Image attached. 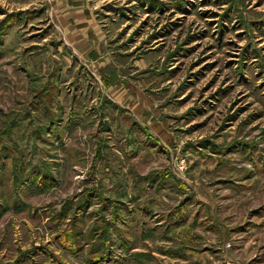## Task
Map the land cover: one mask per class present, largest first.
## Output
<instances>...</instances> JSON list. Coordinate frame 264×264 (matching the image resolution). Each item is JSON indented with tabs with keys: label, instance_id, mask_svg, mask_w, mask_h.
I'll list each match as a JSON object with an SVG mask.
<instances>
[{
	"label": "rangeland",
	"instance_id": "1",
	"mask_svg": "<svg viewBox=\"0 0 264 264\" xmlns=\"http://www.w3.org/2000/svg\"><path fill=\"white\" fill-rule=\"evenodd\" d=\"M0 264H264V0H0Z\"/></svg>",
	"mask_w": 264,
	"mask_h": 264
},
{
	"label": "crops",
	"instance_id": "2",
	"mask_svg": "<svg viewBox=\"0 0 264 264\" xmlns=\"http://www.w3.org/2000/svg\"><path fill=\"white\" fill-rule=\"evenodd\" d=\"M79 9V8H78ZM79 13H82V10H80V11H78ZM83 16H85V15H83ZM83 16H81L80 18H78L77 19V21H76V23H75V25H79V24H86L87 25V22H88V18L85 16L84 18H83ZM81 28H85V27H81ZM81 28H79V27H77L76 29L78 30V31H80L79 29H81ZM76 34V33H75ZM80 35V34H79ZM81 38L80 39H78V40H76V41H74V39H70V42L71 43H75V44H77L78 46L80 45L81 47L82 46H86V44L84 43V37L83 36H80ZM77 48H79V47H77ZM79 49H81V48H79ZM89 49V48H88Z\"/></svg>",
	"mask_w": 264,
	"mask_h": 264
},
{
	"label": "trees",
	"instance_id": "3",
	"mask_svg": "<svg viewBox=\"0 0 264 264\" xmlns=\"http://www.w3.org/2000/svg\"><path fill=\"white\" fill-rule=\"evenodd\" d=\"M66 231V232H65ZM64 232H62L61 234H60V242L61 243H63L64 242V245H68L67 244V237L70 235V232L68 231V230H65ZM69 246V245H68Z\"/></svg>",
	"mask_w": 264,
	"mask_h": 264
}]
</instances>
